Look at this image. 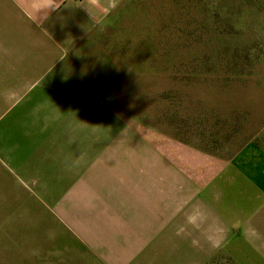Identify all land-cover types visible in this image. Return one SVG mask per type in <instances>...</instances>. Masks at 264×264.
<instances>
[{"label": "crops", "instance_id": "crops-1", "mask_svg": "<svg viewBox=\"0 0 264 264\" xmlns=\"http://www.w3.org/2000/svg\"><path fill=\"white\" fill-rule=\"evenodd\" d=\"M36 1L0 29V264H264V147L203 166L194 151L169 159L130 120L115 130L113 70L84 45L121 0ZM66 175L74 246L34 249L18 190L61 176L50 183L66 192Z\"/></svg>", "mask_w": 264, "mask_h": 264}, {"label": "rangeland", "instance_id": "rangeland-1", "mask_svg": "<svg viewBox=\"0 0 264 264\" xmlns=\"http://www.w3.org/2000/svg\"><path fill=\"white\" fill-rule=\"evenodd\" d=\"M12 1L17 9L0 0V29L37 3ZM84 51L113 70L117 89L106 108L115 130L130 120L169 159L194 151L214 165L249 142L264 147V0H121ZM59 178L35 177L33 193L18 190L33 207L17 230L50 253L74 246L72 177L66 192L51 184ZM210 264L233 263L217 256Z\"/></svg>", "mask_w": 264, "mask_h": 264}]
</instances>
